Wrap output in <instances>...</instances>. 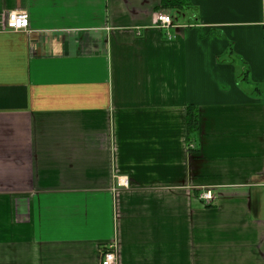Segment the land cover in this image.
Wrapping results in <instances>:
<instances>
[{"label":"crops","instance_id":"0c3cea01","mask_svg":"<svg viewBox=\"0 0 264 264\" xmlns=\"http://www.w3.org/2000/svg\"><path fill=\"white\" fill-rule=\"evenodd\" d=\"M160 5L0 0V264H264L263 0Z\"/></svg>","mask_w":264,"mask_h":264},{"label":"built area","instance_id":"2783aa9c","mask_svg":"<svg viewBox=\"0 0 264 264\" xmlns=\"http://www.w3.org/2000/svg\"><path fill=\"white\" fill-rule=\"evenodd\" d=\"M263 17H264V0H263ZM156 25L159 29H167L172 26V19L165 14L155 15ZM5 28L8 31L19 32L26 31L29 28L28 15L26 12L13 11L7 15ZM119 186L123 188L128 187L127 180H124ZM199 200L206 204L213 201V196L210 191L203 192L198 195ZM99 264H118L117 262V248L114 245H107L102 251L101 261Z\"/></svg>","mask_w":264,"mask_h":264},{"label":"trees","instance_id":"16d2710c","mask_svg":"<svg viewBox=\"0 0 264 264\" xmlns=\"http://www.w3.org/2000/svg\"><path fill=\"white\" fill-rule=\"evenodd\" d=\"M183 6V0H161L160 9L176 11ZM186 124L188 137H192L198 131V110L193 106L187 107Z\"/></svg>","mask_w":264,"mask_h":264},{"label":"rangeland","instance_id":"374dc122","mask_svg":"<svg viewBox=\"0 0 264 264\" xmlns=\"http://www.w3.org/2000/svg\"><path fill=\"white\" fill-rule=\"evenodd\" d=\"M173 16H175V14H174ZM181 21H182V20H181Z\"/></svg>","mask_w":264,"mask_h":264}]
</instances>
